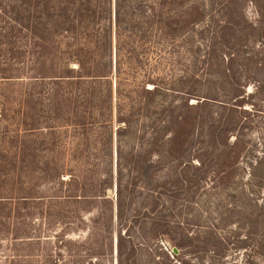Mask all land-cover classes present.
<instances>
[{"label": "rangeland", "instance_id": "374dc122", "mask_svg": "<svg viewBox=\"0 0 264 264\" xmlns=\"http://www.w3.org/2000/svg\"><path fill=\"white\" fill-rule=\"evenodd\" d=\"M28 2L0 0V264H264V0H187L196 28L151 66L168 101L180 67L196 96L155 142L141 123L119 136L78 81L31 82L74 48L32 35Z\"/></svg>", "mask_w": 264, "mask_h": 264}, {"label": "trees", "instance_id": "16d2710c", "mask_svg": "<svg viewBox=\"0 0 264 264\" xmlns=\"http://www.w3.org/2000/svg\"><path fill=\"white\" fill-rule=\"evenodd\" d=\"M186 3L187 0H29L28 20L33 19V24L28 23L27 29L31 34L35 35L38 29L42 32V40L46 41L50 34L55 36L54 46L63 50L70 46L69 49L74 48L72 52L62 54L66 56L62 65L65 75L33 77L31 82L42 81L45 90L52 91V88L78 81L86 88L70 94L75 98L89 99L87 103L94 106L89 109L95 115L97 112L105 115L104 105H107L109 114L113 115L115 110L118 123L125 126L118 128L119 136L135 128L136 124H142L153 131L152 142L159 140L156 127L178 128L184 123L185 114H177L189 108L188 99L196 96L184 92L183 77L188 71L180 67L178 86L181 87L175 91L180 97L175 103L168 101L171 90L177 87L170 89V83L164 78L157 82L155 76L161 71L151 66V62L163 56V45L167 41L183 44L185 34L194 31L195 26H190L195 19L191 17V10L196 8ZM198 12L200 14L201 11ZM34 19L42 24H35ZM171 50L168 48L165 52ZM33 51L38 52L37 49ZM71 63L77 67L71 68ZM113 76L117 81L115 108L112 85L109 95L104 89V81ZM127 77L139 81L140 87L122 86L121 82ZM148 85H153V88H148ZM31 87L32 95L35 92ZM177 116L180 119L177 120ZM161 117L165 119L161 120Z\"/></svg>", "mask_w": 264, "mask_h": 264}, {"label": "water", "instance_id": "95a60500", "mask_svg": "<svg viewBox=\"0 0 264 264\" xmlns=\"http://www.w3.org/2000/svg\"><path fill=\"white\" fill-rule=\"evenodd\" d=\"M170 249V251L174 254V255H178L179 253V251L177 250V249H174V248H169Z\"/></svg>", "mask_w": 264, "mask_h": 264}]
</instances>
